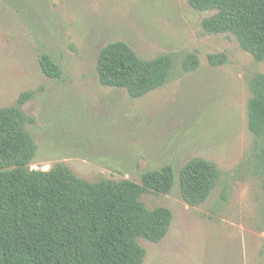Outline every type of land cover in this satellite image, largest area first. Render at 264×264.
I'll return each mask as SVG.
<instances>
[{
    "label": "rangeland",
    "instance_id": "374dc122",
    "mask_svg": "<svg viewBox=\"0 0 264 264\" xmlns=\"http://www.w3.org/2000/svg\"><path fill=\"white\" fill-rule=\"evenodd\" d=\"M214 12L188 0H0V106L35 92L23 106L36 119L28 124L38 146L31 169L64 163L90 181L138 183L147 169L175 170L170 193L143 194L149 208L168 207L174 218L160 242L140 239L142 264H264V191L248 123L249 81L264 61L235 35L206 32ZM116 40L143 59L175 54L169 82L140 98L103 85L98 55ZM45 52L61 77L43 72ZM191 55L199 62L187 69ZM194 157L221 171L197 206L180 187Z\"/></svg>",
    "mask_w": 264,
    "mask_h": 264
},
{
    "label": "trees",
    "instance_id": "16d2710c",
    "mask_svg": "<svg viewBox=\"0 0 264 264\" xmlns=\"http://www.w3.org/2000/svg\"><path fill=\"white\" fill-rule=\"evenodd\" d=\"M188 1L199 10L215 11L203 21L206 32L231 33L257 61H264V0ZM175 56L143 59L126 41H112L99 52V79L140 98L169 82ZM191 62L198 63V57L186 59L187 69L195 68ZM40 64L47 76H62L50 53L41 55ZM249 85L248 123L264 191V73L253 75ZM34 94L25 91L16 104L0 106V264H142L147 251L140 239L160 242L174 218L168 207L149 208L143 194L170 193L175 170L171 165L147 169L138 183L90 181L64 163L31 169L38 146L28 124L36 119L23 106ZM220 178L214 162L192 158L180 171L184 200L192 206L204 203Z\"/></svg>",
    "mask_w": 264,
    "mask_h": 264
}]
</instances>
